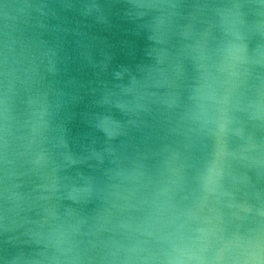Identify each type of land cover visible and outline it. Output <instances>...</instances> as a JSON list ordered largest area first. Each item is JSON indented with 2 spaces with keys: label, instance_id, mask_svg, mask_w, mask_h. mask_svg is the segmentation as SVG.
I'll use <instances>...</instances> for the list:
<instances>
[{
  "label": "water",
  "instance_id": "1",
  "mask_svg": "<svg viewBox=\"0 0 264 264\" xmlns=\"http://www.w3.org/2000/svg\"><path fill=\"white\" fill-rule=\"evenodd\" d=\"M0 264H264V0H0Z\"/></svg>",
  "mask_w": 264,
  "mask_h": 264
}]
</instances>
